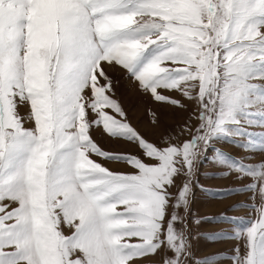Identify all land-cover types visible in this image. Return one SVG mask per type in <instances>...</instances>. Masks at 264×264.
Listing matches in <instances>:
<instances>
[{
    "label": "snow or ice",
    "instance_id": "6c2138e0",
    "mask_svg": "<svg viewBox=\"0 0 264 264\" xmlns=\"http://www.w3.org/2000/svg\"><path fill=\"white\" fill-rule=\"evenodd\" d=\"M117 66L161 109L190 112L183 125L169 132L164 113L149 109L159 139L133 126L114 98ZM256 116L264 0H0V264H264V160L231 158L215 174L235 172L243 186L196 184L215 197L251 193L259 204L229 211L246 207L255 218L191 211L199 161L214 141L259 135L249 131L264 129ZM101 126L139 154L102 149L91 134ZM205 220H247L230 237L243 250L198 258L190 225Z\"/></svg>",
    "mask_w": 264,
    "mask_h": 264
},
{
    "label": "rangeland",
    "instance_id": "374dc122",
    "mask_svg": "<svg viewBox=\"0 0 264 264\" xmlns=\"http://www.w3.org/2000/svg\"><path fill=\"white\" fill-rule=\"evenodd\" d=\"M109 75L113 80V89L115 93L114 98L118 99V101L122 104L133 126L137 127L150 140H158L161 135V129L151 127L148 128V126L151 125L149 109L156 111L157 114L160 115V113L163 112L160 106L154 103L151 100L150 96L140 92L135 82L129 80L126 77L125 72L120 69L119 66H117L114 70L109 71ZM172 95L175 96L177 94L172 93ZM185 103H187L186 100ZM188 107L189 109H193L194 105L189 104ZM155 108H158L161 111L159 112V110L157 111ZM26 110V107H22L20 109L22 114L25 113ZM163 110L169 111L167 112L169 115L164 118L160 117L169 132H171L173 129L178 130L179 126L183 125L187 116L190 114V112H178L168 109ZM106 111L109 112V114H113L111 113L110 109H106ZM255 120L258 122H264V116H256ZM230 130L234 132L240 131L239 129ZM249 131L260 132V134L246 136V134L241 132L240 138L238 140L229 141L225 139L214 141L213 146L221 149L223 153H226L228 155V159H226L223 155L215 154V148L210 147L204 154L203 158L199 161L198 171L196 172V180L193 183L192 188L191 211L194 218H204L208 216L220 215H227L233 218H252L250 214L251 209L246 207H240L229 211L230 207L235 204L254 203V201L249 199L251 193L244 192L233 195H226L223 197H215L213 193L201 191V188L196 186V184L198 183L204 187L211 188L213 190H219L228 187H240L248 182L247 178H238L237 173L235 172H231L227 177L216 176L215 174L218 172L227 171V169L222 168L221 165L225 163L229 164V166L235 164L236 160L231 158L239 159L247 164H254L264 160V152H249L242 148V146H244L245 144L252 147L264 148V129L254 127L249 129ZM91 134L95 142H97L98 145L106 151L114 153L139 154V149L137 148V146L127 143L123 140H114L108 137L103 132L102 126L98 129H93L91 131ZM181 139H184V137H181ZM107 140L119 142L121 141L125 144H122L121 147H115L111 144H105ZM244 157H249V159L244 160ZM90 158L98 163H101L103 166L109 168L110 170L125 172L132 171L129 166L122 162L105 161L100 157H96L95 155H91ZM228 198L232 201L230 204H227V202H229L227 200ZM212 205H215V207H213ZM246 227L247 220H236L233 224L227 222H216L214 220H205L199 225L192 223L190 225L192 244L195 241H234L236 239L230 237L231 233L235 231V228L243 229ZM222 230L228 231L230 233V236L223 239L210 240L207 239L205 235H203L206 233L220 232ZM65 231L67 230L65 229ZM193 249L197 254L199 248Z\"/></svg>",
    "mask_w": 264,
    "mask_h": 264
},
{
    "label": "crops",
    "instance_id": "0c3cea01",
    "mask_svg": "<svg viewBox=\"0 0 264 264\" xmlns=\"http://www.w3.org/2000/svg\"><path fill=\"white\" fill-rule=\"evenodd\" d=\"M229 198L227 199L229 201L227 202V204H230L232 202ZM254 202L256 204H259L258 199ZM212 206L215 207V205ZM250 214L252 218H255V216L257 215V213L253 210L250 211ZM237 244L241 246V251H242L243 250L242 238L240 240H234V241H195L192 245L193 248H199L197 257L202 258L204 256H208L214 253H222V254H226L227 257H231L233 254L232 250L237 246ZM217 259H218L217 257H211L209 259V264H213V261ZM215 264H231V260L230 259L217 260Z\"/></svg>",
    "mask_w": 264,
    "mask_h": 264
},
{
    "label": "bare ground",
    "instance_id": "6f19581e",
    "mask_svg": "<svg viewBox=\"0 0 264 264\" xmlns=\"http://www.w3.org/2000/svg\"><path fill=\"white\" fill-rule=\"evenodd\" d=\"M155 109H156L157 111L159 110L158 108H155ZM160 111H161V110H159V112H160ZM162 111H163L164 114H163V115H160V117H163V118H164V117H166L167 115H169V114L167 113V112H169V111H167V110L164 111L163 109H162ZM160 114H161V113H160ZM149 127H151V128H155L154 126H151V125L148 126V128H149ZM105 144H111L112 146H115V147H118V146L121 147V145H122V144L124 145L125 143H124V142H121V141L119 142V141H110V140H107Z\"/></svg>",
    "mask_w": 264,
    "mask_h": 264
}]
</instances>
